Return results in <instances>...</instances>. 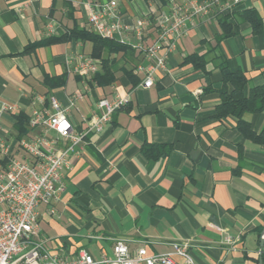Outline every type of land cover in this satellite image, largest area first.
Wrapping results in <instances>:
<instances>
[{
  "label": "crops",
  "instance_id": "1",
  "mask_svg": "<svg viewBox=\"0 0 264 264\" xmlns=\"http://www.w3.org/2000/svg\"><path fill=\"white\" fill-rule=\"evenodd\" d=\"M104 1L0 0V137L9 140L38 130L27 120L20 134L18 117L51 111V97L82 131L100 112L99 99L111 101L116 92L130 96L103 130L88 133L80 153L72 155L62 171L66 188L59 199L38 205L44 248L66 258L86 249L98 259L112 256L117 239L129 250L145 246L153 253L187 241L197 264H264V142L245 137L234 116H215L221 87L218 53L231 70L244 71L246 89L264 84V0H244L234 7L236 12L256 10L260 32L240 22L215 49L218 15L188 23L147 88L140 85L145 73L138 66L150 61L131 46L137 41L131 26L144 19L142 41H154L156 17L167 9V0H115L127 30L124 42L113 40L129 47L101 50L110 61L113 82L99 84L95 73L84 77L71 69L78 55L90 56L93 45L63 34L73 28L92 31L86 5ZM49 26L53 32L47 34ZM49 36L59 39L48 42ZM192 53L205 56L204 70L184 62ZM94 59L99 72L101 59ZM242 119L264 135V112L244 113ZM47 136L57 134L48 131ZM144 143L171 148L156 157L155 151L143 152Z\"/></svg>",
  "mask_w": 264,
  "mask_h": 264
},
{
  "label": "built area",
  "instance_id": "2",
  "mask_svg": "<svg viewBox=\"0 0 264 264\" xmlns=\"http://www.w3.org/2000/svg\"><path fill=\"white\" fill-rule=\"evenodd\" d=\"M167 1V9L156 17L154 41L148 44L142 41L144 19L131 26L137 41L130 45L150 61L146 66H138V70L145 73L140 83L145 88L152 85L155 71L165 67L168 53L186 32L188 23L193 24L196 17L211 13L219 16L244 0H189L184 4ZM86 11L92 32L102 38L125 41L123 32L127 28L121 21L115 0L88 3ZM47 32L52 33L53 27L49 26ZM71 69L88 77L98 71V65L91 56L78 55ZM129 100L128 93L119 92L111 101L99 99L100 112L89 118L84 130L76 131L66 109L51 97V111L34 110L28 118V126L38 130L29 136L9 140L0 137V264H177L176 257L183 264H197L187 241L174 242L170 251L153 253L145 246L129 250L124 240L117 239L112 256L102 255L95 259L86 249H80L72 258L51 254L39 239L38 205L59 199L66 188L62 171L69 167L72 155L80 153L88 133H100L111 115ZM48 131H54L57 137H48ZM230 241L226 238V242Z\"/></svg>",
  "mask_w": 264,
  "mask_h": 264
},
{
  "label": "trees",
  "instance_id": "3",
  "mask_svg": "<svg viewBox=\"0 0 264 264\" xmlns=\"http://www.w3.org/2000/svg\"><path fill=\"white\" fill-rule=\"evenodd\" d=\"M164 1V0H163ZM217 22L221 32L214 38L213 49L217 48L220 41L235 32V27L240 22L247 23L252 33H258L261 30L262 19L256 10L248 8L240 12H236L235 8L231 11L218 16ZM64 38L75 37L92 42V58L101 59V71L96 72L94 78L99 84H109L113 82L114 77L110 70V61L108 58L101 57V50L107 49L108 52L125 50L127 44L119 43L113 39L102 38L92 31L86 29H69L63 34ZM59 37L49 36L47 41H53ZM217 60L216 67L221 75V87L218 89L220 101L215 107V116L221 118L231 115L237 119V128L242 134L257 142H264L263 133L255 134L248 123L242 119L244 113L264 112V84L257 85L246 89L248 79L243 70L237 68L231 70L228 62L223 54L218 53L215 56ZM184 62L191 63L195 68L204 70L206 60L204 55L196 53L189 54L185 57ZM131 83H136V78L128 71L127 72ZM125 106V105H124ZM123 107V106H122ZM28 118L20 115L16 125L20 134L25 132V125ZM19 134V135H20ZM20 137V136H18ZM171 146L166 144H151L144 143L142 150L144 153L155 151V156H165L170 151Z\"/></svg>",
  "mask_w": 264,
  "mask_h": 264
},
{
  "label": "water",
  "instance_id": "4",
  "mask_svg": "<svg viewBox=\"0 0 264 264\" xmlns=\"http://www.w3.org/2000/svg\"><path fill=\"white\" fill-rule=\"evenodd\" d=\"M260 245L262 246V241H261Z\"/></svg>",
  "mask_w": 264,
  "mask_h": 264
}]
</instances>
